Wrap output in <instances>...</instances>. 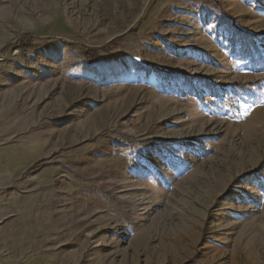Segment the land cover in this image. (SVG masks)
Returning a JSON list of instances; mask_svg holds the SVG:
<instances>
[{"label":"rangeland","instance_id":"374dc122","mask_svg":"<svg viewBox=\"0 0 264 264\" xmlns=\"http://www.w3.org/2000/svg\"><path fill=\"white\" fill-rule=\"evenodd\" d=\"M0 264H264V0H0Z\"/></svg>","mask_w":264,"mask_h":264},{"label":"trees","instance_id":"16d2710c","mask_svg":"<svg viewBox=\"0 0 264 264\" xmlns=\"http://www.w3.org/2000/svg\"><path fill=\"white\" fill-rule=\"evenodd\" d=\"M222 14L225 17H229L228 14L226 13H222ZM32 38L33 37L28 35L21 36L13 44V46L26 47L29 44V42L33 40ZM121 39L122 36L115 37L111 39L109 42L105 43L104 45L98 47L81 46L83 60L88 64L95 62L99 58V53L109 52L112 49L116 48L117 46H119ZM45 40L51 41L53 40V38H45ZM70 45H74V44H70Z\"/></svg>","mask_w":264,"mask_h":264},{"label":"bare ground","instance_id":"6f19581e","mask_svg":"<svg viewBox=\"0 0 264 264\" xmlns=\"http://www.w3.org/2000/svg\"><path fill=\"white\" fill-rule=\"evenodd\" d=\"M15 107L17 108V114H16L17 116L16 117L18 118V120H20L21 118H23V117H21V115H22V112H24L23 111L24 107H22V108L18 107V106H15Z\"/></svg>","mask_w":264,"mask_h":264}]
</instances>
